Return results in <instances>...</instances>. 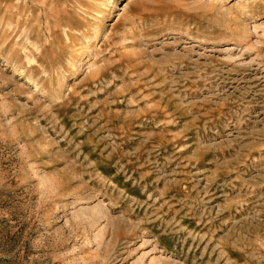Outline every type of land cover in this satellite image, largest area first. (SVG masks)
I'll use <instances>...</instances> for the list:
<instances>
[{
    "label": "rangeland",
    "instance_id": "obj_1",
    "mask_svg": "<svg viewBox=\"0 0 264 264\" xmlns=\"http://www.w3.org/2000/svg\"><path fill=\"white\" fill-rule=\"evenodd\" d=\"M0 264H264V0H0Z\"/></svg>",
    "mask_w": 264,
    "mask_h": 264
}]
</instances>
